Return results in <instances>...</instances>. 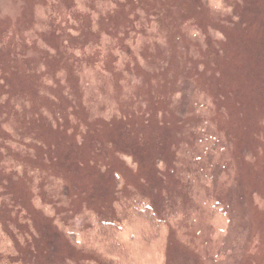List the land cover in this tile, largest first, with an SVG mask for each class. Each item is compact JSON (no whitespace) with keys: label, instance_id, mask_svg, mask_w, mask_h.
<instances>
[{"label":"rangeland","instance_id":"rangeland-1","mask_svg":"<svg viewBox=\"0 0 264 264\" xmlns=\"http://www.w3.org/2000/svg\"><path fill=\"white\" fill-rule=\"evenodd\" d=\"M0 264H264V0H0Z\"/></svg>","mask_w":264,"mask_h":264}]
</instances>
